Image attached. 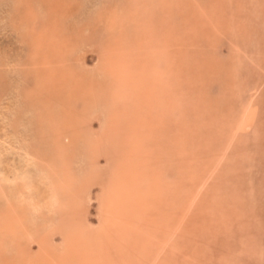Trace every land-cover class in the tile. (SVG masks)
I'll use <instances>...</instances> for the list:
<instances>
[{
  "label": "rangeland",
  "instance_id": "374dc122",
  "mask_svg": "<svg viewBox=\"0 0 264 264\" xmlns=\"http://www.w3.org/2000/svg\"><path fill=\"white\" fill-rule=\"evenodd\" d=\"M158 1L0 0V213L4 210L23 224L19 230L22 232L20 242L14 238L15 232L9 233L6 243L0 241V264H4L2 258L5 264H31L42 260L45 264H58L53 257L60 260L64 256L67 258L68 254L71 256L68 240H71L73 229L80 226L99 230L109 211V194L113 188L122 192V182L124 190L130 191L132 196V201L128 200L122 207L123 218L129 220L133 214H138L129 220H135V228L128 221L124 223L128 225L126 228L132 226L129 233L133 230L130 235L135 234L133 238H137L138 243L133 247L138 250L143 242L152 240L149 234L152 232L155 233L154 240L161 243L162 236L167 238L172 234L171 230L174 231L182 205L176 198L168 199L165 194L176 190L180 184L187 186L186 182L178 181L182 173L187 176L188 170L199 165L194 152L200 154L204 150L207 158L217 156V149L221 147L223 151L224 141H229L238 127L234 136L235 147H231L230 154L219 164L217 174L220 175L206 186L207 189L210 187L209 193L216 191L217 187L223 194V198L213 196L220 204L211 200L212 203L208 201L210 204L204 205L199 201L194 206L198 209H191L187 218L193 220L198 215L200 219L204 216L201 222L204 226L200 224L192 229L191 244L187 241L190 231L188 228L185 231L186 224L178 228L176 235L169 238L175 252L172 261L170 259L167 263L264 264V0ZM145 5H148L147 9ZM125 13L137 18L134 25L130 21L123 24L120 18H124ZM115 14L121 22L111 20ZM140 24H153L148 31L158 28L157 36L146 41L144 38L149 37V32L146 35L137 30L140 33L137 35L136 29L142 28ZM47 25H52L57 35L50 32V37L41 45L38 42L42 36L40 33ZM122 28L125 35L119 34L120 40L117 41L120 44L111 43L116 38V31ZM128 29L135 34L131 35L132 31L130 33ZM78 32L85 35L81 37ZM151 40L159 47L152 46ZM52 42L55 44L52 49L57 52L51 53L47 61L44 56ZM110 45L126 47V50L120 52L115 47L116 51ZM110 48L118 54L123 53L129 64L126 66L128 71L136 75L143 76L140 69L144 67L150 70L151 61L161 65H154L152 69L158 67L157 72L170 73L167 77L172 79L174 91L170 98L173 102L170 123L164 120L162 123L159 118L163 115L159 109L164 111L167 106L155 105L157 109L150 114L143 108V113L137 116L134 112L140 101L128 99L133 91L130 86L126 85V93L123 91L127 98L125 102H116L119 94L113 90V83L119 84V81L111 69L113 63H107ZM196 65V70L192 69ZM179 67L181 71L177 72ZM64 69L66 71L62 73ZM145 75L149 76V73ZM257 84L258 95L254 102L259 124L247 129V124L239 121L243 116L241 109L255 97L253 88ZM161 85L165 89V84ZM164 89L162 95L159 89H155L161 103L167 102L164 99L168 94ZM111 97L119 104L115 107L118 111L113 114L108 105ZM142 104L147 105L146 102ZM157 110L159 113H155ZM64 115L70 117L66 122ZM227 117L231 121L227 122ZM138 118L146 122L152 119L157 123L146 130L141 123L140 126L132 124ZM111 123L114 124L113 131L102 141L99 137L105 134L103 130ZM229 123L232 127L230 135L226 130ZM77 124L78 129H74ZM78 130L88 135H81L77 140L75 132ZM58 131L63 133V143H60L63 151L54 148ZM98 139L101 144L91 152L87 146H93ZM203 139L206 144L201 143ZM139 140L151 145L153 150L143 155L144 148L134 147ZM168 141L170 145H167ZM205 145H211L213 150L205 149ZM180 150L183 169L174 162L180 158ZM38 153L41 158H34ZM128 154L132 161L127 170L124 165ZM123 156V164L118 167L116 159ZM50 162L52 166L47 165ZM63 170L69 176L60 174ZM154 176L159 179L158 187ZM20 178L25 179L20 181L29 188L25 187L23 197L12 196V189L20 184L15 181ZM6 191L11 201L6 197ZM149 192L152 197L147 196ZM77 194L80 199L75 198ZM149 198L153 199L152 204L148 202ZM140 199L142 203L137 205ZM239 199L244 203V209H238ZM121 201L120 204H125ZM163 202L171 204L166 212L162 209ZM234 202L237 208L233 207ZM222 204L232 211L228 213ZM70 208L76 212L79 209L82 218ZM131 208L139 210L128 211ZM170 218L172 222L168 220ZM235 218L241 220L234 222L237 221ZM242 233L244 237L240 235ZM247 236L251 237L248 239ZM17 243L25 249L24 252ZM169 247L166 250L170 251ZM76 256L79 260L80 253ZM71 257L67 258L68 264L75 263L76 258ZM134 257L140 259L138 254Z\"/></svg>",
  "mask_w": 264,
  "mask_h": 264
},
{
  "label": "bare ground",
  "instance_id": "6f19581e",
  "mask_svg": "<svg viewBox=\"0 0 264 264\" xmlns=\"http://www.w3.org/2000/svg\"><path fill=\"white\" fill-rule=\"evenodd\" d=\"M61 1V0H60ZM65 1V0H64ZM146 1V0H145ZM158 1V0H157ZM178 1V0H177ZM180 1V0H179ZM58 2V1H57ZM142 2V1H141ZM155 2H156V0H155ZM159 2V1H158ZM166 3H167V0L165 1ZM133 3V2H132ZM138 3V2H137ZM143 3V2H142ZM147 3H148V1H147ZM154 3V2H153ZM153 3L151 4V5H153ZM172 3H173V1H172ZM53 4V3H52ZM51 4V5H52ZM62 4L63 3H61V6H62ZM76 4V3H75ZM104 4V3H103ZM160 4V3H159ZM162 4V3H161ZM160 4V5H161ZM174 4V3H173ZM172 4V5H173ZM178 4V3H177ZM182 4V3H181ZM55 5V4H54ZM58 5V4H57ZM117 5H120V4H117ZM143 5V4H142ZM155 5V4H154ZM159 5V6H160ZM170 5H171V3H170ZM169 5V6H170ZM66 6V5H65ZM71 6V5H70ZM116 6V5H115ZM146 6V5H145ZM148 6V5H147ZM146 6V9L148 8ZM175 6V5H174ZM180 6V5H179ZM55 7V6H54ZM118 7V6H117ZM150 7V6H149ZM151 7H153V6H151ZM155 7V6H154ZM59 8H61V7H59ZM115 8V7H114ZM114 8H112V9H114ZM136 9V8H135ZM134 9V10H135ZM145 9V10H146ZM129 10H133L132 8H130ZM152 10H153V8H152ZM152 10L150 11H147L146 10V12H152ZM162 10V9H161ZM181 10V9H180ZM156 12V11H155ZM129 13V12H128ZM147 15H149V13L147 14ZM107 16V15H106ZM114 16V17H113ZM111 18V20L112 21H115V22H121V20L123 21V24L125 25V23H124V21L125 22H129V23H133V25H134V23H136V20H137V18H135L132 14L129 16L127 13H125V17L123 18L122 16H121V20L117 17V15L115 14V15H113ZM127 16V17H126ZM127 18V19H126ZM114 22V23H115ZM106 23V22H105ZM109 24H110V22H109ZM120 24V23H119ZM106 25V24H105ZM132 25V24H131ZM130 25V26H131ZM141 26H142V28L141 27H138V29H136V34L137 35H140V33L141 32H145V34L147 35V32H149V37H147L146 36V38H144L146 41H147V38H151L152 39V37H154L155 35L157 36V33L156 32H158V28L154 31L153 29V31H148L149 29H150V27L153 25V24H151V25H149L148 26V24H140ZM144 25V26H143ZM218 25V24H217ZM217 25H215V27H218ZM86 26V25H85ZM109 26V25H108ZM117 26H120V25H117ZM83 27V26H82ZM82 27H81V30H82ZM125 27V26H124ZM127 27H128V25H127ZM136 27V26H135ZM155 27V26H154ZM89 28V27H88ZM109 28V27H108ZM107 28V29H108ZM126 28V27H125ZM129 28V27H128ZM131 28V27H130ZM149 28V29H148ZM111 29V28H110ZM114 29V28H113ZM112 29V30H113ZM115 29H117V28H115ZM141 31H140V30ZM129 30V29H128ZM127 30V31H128ZM140 32L139 34H138V31ZM87 31V30H86ZM107 31V30H106ZM111 31V30H110ZM115 31V30H114ZM113 31V32H114ZM118 31H119V29H118ZM130 31V30H129ZM128 31V32H129ZM132 31V34L131 35H133V30H131ZM131 31H130V33H131ZM50 32H52L54 35H57L56 34V32H55V30H54V27H52V25H47V27L45 28V30L42 32V33H40V35H42L41 36V38L39 39L40 41H38L39 43H41V45H43V44H45V41H46V39H48L50 36H49V33ZM107 32H109V30L107 31ZM110 33V32H109ZM116 33L118 34H116V38L115 39H113V41L111 42V43H113V44H117V45H119L120 43V41L118 42L117 41V39H119L120 40V37H119V34H121L122 36L123 35H125V30H123V28L122 29H120V31L119 32H117L116 31ZM134 33V34H135ZM52 34V35H53ZM114 34V33H113ZM112 34V35H113ZM129 34V33H128ZM145 34H143L142 36H145ZM51 35V36H52ZM53 35V36H54ZM78 35L80 36L81 35V37H83L85 34L84 33H82V32H78ZM109 35V34H108ZM111 35V36H112ZM130 35V34H129ZM115 36V35H114ZM114 36H112V37H114ZM124 38H126V37H124ZM51 39V38H50ZM110 39V38H109ZM143 39V40H144ZM151 42V45L152 46H155V47H159V45H158V43H155L154 41H150ZM110 44V43H109ZM157 44V45H156ZM108 45V44H107ZM110 46H112V45H110ZM114 46V45H113ZM112 46V47H113ZM184 46V45H183ZM50 47V49L45 53V56H44V59H46L47 61H49V59H50V54L51 53H56L57 51L56 50H54L55 48V44L52 42V45H50L49 46ZM111 47V48H112ZM116 46H114V49L116 50V48L118 49V51H120V52H124L125 50H126V47H121V46H118V47H116ZM52 48H54V49H52ZM111 48H110V52H111V56H109L108 57V61H107V63H109V61H111L112 63V66H114V67H111V69L114 71V73H115V75H116V78L118 79V81H119V84L118 83H113V87H115L113 90H117V94H119V96L117 97V100H116V102H125V99H127L126 97H124V95H125V93H126V91H124L125 90V88L127 87V86H130L131 88H133V91L131 90L130 91V98L128 97V99L130 100L131 99V101H133V102H136V100H137V102L138 101H140V102H138L137 104H138V109L136 108L135 109V114L137 115V116H140V114H142L143 113V108L144 109H146V111L148 112V114H150V111H152V113L157 109L156 108V106L158 107H160V105L162 106V107H165V106H167V109L166 108H164L163 110L164 111H162V110H160L159 109V112H161V114H163V115H161V114H157V115H161L159 118H160V121L163 123V120H164V122L165 123H167V121L169 122V114H172V105H173V102L171 103V100H170V98L172 97V95H173V90H172V85H173V83H172V79L170 78V77H167V76H170V73H169V75H165L164 74V72L162 71H160L159 69V71L157 72V68L158 67H156V70H154V69H152V66H154V65H156V66H161V65H159L158 63L157 64H152L153 62L151 61V63L149 64V66H151L150 67V70H147V69H145V67L143 68V69H140V70H142V72H144V75L143 76H140V75H136V73H134V72H132V71H128V69H127V67L126 66H128L129 64L126 62V60H125V56L123 55V53L121 54V53H119L118 54V52H113L114 51V49H112L111 50ZM52 51V52H51ZM117 51V50H116ZM109 53H107V55H108ZM117 62V63H116ZM191 62V61H190ZM188 63V62H187ZM192 63V62H191ZM191 63H188L189 65H191ZM116 65H118V66H116ZM199 65V64H198ZM103 66H104V64H103ZM148 66V67H149ZM153 68H155V66L153 67ZM180 68L181 67H179V69L177 70V72H180L181 70H180ZM196 68H197V65L196 66H194V68H192V69H194V70H196ZM200 68V67H199ZM183 69V68H182ZM200 70H201V68H200ZM65 69L64 70H62V73H65ZM101 71L103 72V70L101 69ZM264 71V70H263ZM116 72L119 74V75H117L116 74ZM106 73V72H105ZM109 73V72H108ZM145 73H149V76L148 75H145ZM99 74V73H98ZM108 75H110V73L108 74ZM137 76V77H136ZM132 77V78H131ZM133 77H135V78H133ZM102 81V80H101ZM101 81L99 82V83H101ZM112 81L113 80H111V83H112ZM78 82V81H77ZM103 82V81H102ZM109 82V81H108ZM81 83V82H80ZM85 84V83H84ZM161 84H165V86L167 87V89H166V87H165V89L162 87L161 88ZM127 85V86H126ZM258 85L259 84H257L254 88H253V99L250 101H247L248 102V104L243 108V109H241V112H242V114H243V116H242V118H240L239 119V121H240V124L241 123H246L247 125H246V128L247 129H252V126H255V127H257L258 126V124H259V122L256 120V118H257V116L259 115L257 112H258V110L256 109V105H255V98L257 97V95H258ZM123 89V90H122ZM158 90V92L160 91V94L162 95V92H163V89H164V91H166V93L168 94L167 95V98H165L164 99V101H167L166 103H161L162 102V100H161V98H160V96H159V93L158 92H156V90ZM257 89V90H256ZM45 90V89H44ZM125 93H124V92ZM134 92V93H133ZM136 94V95H135ZM126 96V95H125ZM124 101H123V100ZM143 102H146L147 103V105L146 106H144V104H142ZM154 102H156V103H154ZM175 103V102H174ZM251 103V104H250ZM109 106H110V111L109 112H111L112 114H113V112L115 111V110H117L118 111V108L116 109L115 107H117L118 105L113 101V98L111 97V102L108 104ZM156 105V106H155ZM153 106V107H152ZM183 105H181V107H182ZM241 108H242V106H241ZM221 109V108H220ZM220 109L218 110V111H220ZM167 111V112H166ZM158 112V110L155 112V113H159ZM168 113V114H167ZM209 113H211V112H209ZM47 115H48V113H46ZM213 114H215V113H213ZM231 114V113H230ZM230 114H227V116L228 115H230ZM49 116V115H48ZM66 118L64 119V122H66L67 121V118L69 119L70 117L67 115H64ZM150 116V115H149ZM47 117V116H46ZM259 117V116H258ZM202 118V117H201ZM230 118L232 119V115L230 116ZM72 119V118H71ZM70 119V120H71ZM72 120H74V119H72ZM119 120V119H118ZM141 119L140 118H138L137 120H135V121H133L132 122V124L134 125V124H142V126H143V129H145L146 128V130H148V129H151L152 128V126H154L155 125V123H157V121H153L152 119L151 120H149V122H146V121H140ZM236 120V119H235ZM227 122L228 121H231V120H229L228 119V117H227V120H226ZM170 123V122H169ZM82 124V123H81ZM140 124V125H141ZM114 124H112L111 123V125H110V127L109 126H107V128L106 129H104L103 130V132L105 133L104 135H102L101 137H99V138H101V140L103 139V140H106V138H109V136H110V134H111V130H112V128L114 127L113 126ZM139 125V126H140ZM228 125V128L227 127H225V129L228 131V135H230V131H231V125H230V123L229 124H227ZM67 126H69V125H67ZM74 126V125H73ZM76 127L74 128V129H78V127H79V125L77 124V125H75ZM83 126H84V123H83ZM70 127H72V126H70ZM239 128V127H238ZM238 128H236L235 129V134L234 135H231L230 136V139H229V141L228 140H225L224 141V149H223V151H222V148L221 147H219L220 149H217V148H215L214 147V150H219V151H217V152H215L216 154L217 153H219V154H217V156L215 155H212L211 157H208L207 158V156L206 155H204V150H202L203 151V153H202V151H201V153L200 154H198V153H196V152H194L195 154H197L196 156H198V160H197V162H198V166H196V167H192V169H190V170H188L187 171V173H188V175L186 176V175H184L183 173L181 174V176H180V178H179V183H181V182H186L187 183V186H185V187H183L181 184L179 185V187H177L176 188V190H170L169 192H167L165 195H166V197L168 198V199H175L176 198V200H178V203L180 202L182 205H180V212L179 213H177V216L179 217V220L177 219L176 220V222H175V218L173 217V214H172V217H173V221L175 222V229H174V231H172L171 230V233L172 234H170V235H167V238H165V237H161V239H160V241H161V243H157L155 240V233H149L150 235H151V237L153 238L152 240H147V241H145V242H141L142 244L140 245V248L137 250V248H135V247H133V246H135V244L136 243H138L137 242V238L135 239V238H133V236H135V234L134 235H130V233H129V228L131 229V227L133 226V228H135V226L136 225H134V221H132L131 220V222H129V220H130V218H133L134 216H137L138 217V214L137 215H132L130 218H128L129 220H125L124 218H123V209H122V207L124 206V205H126V202L128 201V200H130V198L132 197L131 195H130V191L128 192V191H125L124 189V185H123V182H122V190L124 191H118L119 189L117 188V189H112V191H111V193L109 194V206H108V212L106 213L107 214V216L105 217V218H103V221H101V223H102V225L101 226H99L100 227V229L99 230H97V229H93V230H95V231H93V230H88V228L86 229V228H82V227H80V226H78L76 229H73V235H70V237H71V240H68V241H70V244H69V248L71 247L72 249L70 250V251H72L71 252V256H73L74 258H76V260H75V263H77V264H168L167 262H169V260L171 259V261H172V258H173V254H174V250L173 249H171L174 245H172V243L169 241L170 239L169 238H171L173 235H176V233H177V229L178 228H180V227H182L184 224H186V228H185V231H186V229L188 228L189 229V231L190 232H188L189 234H190V236H188L187 237V241H188V243L189 244H191V242H192V239H193V237H192V229L194 230V228H197V227H199L200 226V224L202 225V226H204V223L202 224L201 222L203 221V219H204V216L203 217H201V219L199 218V215L197 216V217H195V219H193V220H190L189 218H187V217H189V213L191 212V209H194V206L196 205H198V202L200 201L201 202V204H204V205H208V204H210V203H212V202H214V203H218V204H220V202H218V201H215L216 199L215 198H213V196H216V197H218V196H220V197H222L223 198V194H221V193H219L218 192V190H217V187H215V189H216V191H214V192H212V191H210L211 193H209L208 191V189L210 188V187H208V189H207V185H208V183H210V180H213V179H215V180H217L216 179V177H218L220 174H219V172H218V174H217V171H218V168H219V164L225 159V156L226 155H229L230 154V151H232V148L231 147H235V135H237L236 134V132L238 131ZM60 129V128H59ZM133 130V129H132ZM171 130V129H170ZM257 130H258V128H257ZM56 131V130H55ZM79 131V130H78ZM75 132L76 134H77V140H79V138L81 137V135H83L84 137H86L88 134H86V133H84V132ZM113 131V130H112ZM173 131V130H172ZM174 131H176V132H178V130H174ZM254 131H255V129H254ZM57 132V131H56ZM59 133H57V138H56V146L54 147V148H56V149H61L63 146H61L60 145V143H63V141H61V138H62V131H58ZM171 132V131H170ZM175 132V133H176ZM75 134V135H76ZM11 135H13V134H11ZM158 135V134H157ZM177 135H179L180 136V134L179 133H177ZM94 136V135H93ZM159 136V135H158ZM183 136V135H182ZM203 136V135H202ZM242 136H244V135H242ZM255 136V135H254ZM204 137V136H203ZM75 138V137H74ZM198 138V137H197ZM257 138V137H256ZM67 139V138H66ZM258 139V138H257ZM101 140H97L95 143H94V145L92 146H87V147H89L90 148V151L92 152V151H94V149H95V146L97 147V145H100L101 144ZM102 140V141H103ZM2 141V140H1ZM259 141V140H258ZM89 142V141H88ZM170 143V141H168V144L167 145H170L169 144ZM201 143H204V144H206L205 142H204V139L202 140V142ZM216 143V142H215ZM4 144V143H3ZM5 144H7V143H5ZM219 145H221V140H220V142H219ZM232 145V146H231ZM5 146V145H4ZM11 146V145H10ZM222 146V145H221ZM87 147H86V149H87ZM134 147H136V148H144V150L147 152H143V155L144 154H148V152H149V150H153L152 148H151V145H147L146 143H145V141L143 142H141V140H139V142L137 143H135L134 144ZM5 148V147H4ZM85 148V147H84ZM260 147L258 146V148L257 149H259ZM55 149V150H56ZM205 149H210L211 151L213 150V147L210 145V146H207V145H205ZM67 150V149H66ZM62 151H63V148H62ZM89 151V150H88ZM180 152H181V150H180ZM19 153V152H18ZM58 153V152H57ZM182 152L180 153V158H176V160L174 161L176 164H177V167L178 168H181V169H183V167H184V165H183V162H184V160H183V158H182ZM203 154V156L204 157H202L201 155ZM255 155V154H254ZM259 155H260V153H259ZM167 156V155H166ZM196 156H195V158H196ZM37 157V159L38 158H41V156H40V154L38 153V154H36V156L34 157V158H36ZM126 159H125V165H124V169H126L127 168V170H128V167L127 166H130L131 165V156H130V154H128L126 157H125ZM173 159V158H172ZM254 159H256V158H254ZM117 160V162H116V164H118L117 166L119 167V166H121L123 163H122V161L124 160V156L122 157V158H117L116 159ZM207 161H211V162H207ZM228 161V160H227ZM55 162V161H54ZM181 162H182V164H181ZM98 163V162H97ZM16 164V163H15ZM171 164V163H170ZM189 164L190 163H187L186 164V166H189ZM17 165V164H16ZM47 165L48 166H52L53 165V163H47ZM59 165V164H58ZM57 165V166H58ZM255 165V164H254ZM5 167V166H4ZM144 167H145V165H144ZM233 167L234 168H237L236 166H234L233 165ZM256 167V166H255ZM140 168H142V166L140 167ZM229 168V167H228ZM18 170V169H17ZM169 170V169H168ZM180 170V169H179ZM162 171V170H161ZM158 172H160V171H158ZM43 173V172H42ZM57 173H60V172H57ZM62 173H64L63 174V176H69V174H68V172H65L64 170L60 173V174H62ZM264 173V172H263ZM170 174V173H169ZM239 175V174H238ZM262 176H263V174H261ZM10 176V175H9ZM21 176H24V175H21ZM213 176H214V178H213ZM240 176H243V175H240ZM137 177V176H136ZM244 177V176H243ZM120 178H122L121 176H120ZM132 178V177H131ZM9 179V178H8ZM28 179V178H27ZM221 179H222V176H221ZM23 181V180H25L24 178H20L19 180H17V181H15V182H18V183H20L19 184V186H17L16 184L17 183H15V187L12 189V196H14V195H17L18 194V196H20V197H23L25 194H26V192L24 191V189H25V187H28V186H26L25 184H23V182H21V181ZM159 179L158 178H156L155 176H154V182H155V185L158 187L159 185V181H158ZM31 181H32V179H31ZM122 181V180H121ZM134 181V180H133ZM165 181V180H164ZM221 181V180H220ZM244 181V180H243ZM129 182V181H128ZM219 182V181H218ZM231 182V181H230ZM32 183V182H31ZM220 183V182H219ZM233 183V182H232ZM238 183V182H237ZM243 183V182H242ZM241 183V184H242ZM116 184V183H115ZM214 185V184H213ZM231 185V184H230ZM92 186V185H91ZM108 186V185H107ZM165 186V185H164ZM215 186V185H214ZM217 186V185H216ZM224 186V185H223ZM222 186V187H223ZM229 186V185H228ZM118 187V186H117ZM155 187V186H154ZM232 187V186H231ZM245 187V186H244ZM29 188V187H28ZM2 189V188H1ZM156 189V188H155ZM239 189H241V188H239ZM251 189V188H250ZM164 190L166 191V189L164 188ZM164 190H162V191H164ZM211 190V189H210ZM107 191V190H106ZM184 191H186V192H184ZM245 191V190H244ZM250 191V190H249ZM109 192V191H108ZM247 192H248V190H247ZM250 192H252V191H250ZM71 193V192H70ZM129 193V194H128ZM139 192H137V193H135V194H138ZM225 193V192H224ZM244 193V192H243ZM60 194V193H59ZM73 194V193H72ZM66 195V197H67V195H68V193L67 194H65ZM127 195V197H125L124 198V196H126ZM151 195H153L152 193H151ZM174 195V196H173ZM176 195V196H175ZM247 195V194H246ZM147 196H149V197H152V196H150V192H149V195H147ZM163 197H164V195H162ZM252 196V195H251ZM6 197H8L9 198V200L11 201L12 200V198H10L11 196H9V192L8 191H6ZM80 196L77 194V195H75V198H78V199H80L79 198ZM179 197H182V199L180 198V200H179ZM227 197V196H226ZM146 198V197H145ZM67 199V198H66ZM142 200H143V198H141ZM138 200L137 201V205H141V203H142V200ZM219 199V198H218ZM255 199V198H254ZM122 200V201H121ZM151 200H153V199H150L149 198V200H148V202H150L151 204H152V202H151ZM211 200H212V202H211ZM237 200V199H236ZM34 201V200H33ZM120 201L121 202H125V204H120ZM132 200H130V202H131ZM144 201V200H143ZM208 201H210V203L208 202ZM230 201V200H229ZM231 202V201H230ZM117 203L119 204V205H117ZM134 202H132V204H133ZM233 203V202H232ZM237 203H239L240 205L238 206V209H244V203L242 202V200L241 199H239L238 201H237ZM128 204H130V203H128ZM11 205V204H10ZM135 205V204H134ZM154 205V204H153ZM162 205H163V207H162V209L166 212L167 211V207H168V209H169V207L171 206V204H168V203H165V202H163L162 203ZM12 207L14 206V205H11ZM69 206V205H68ZM128 206H130V205H128ZM215 207V206H214ZM233 207H235V208H237V204H236V202H234V204H233ZM79 208V207H78ZM130 208V207H129ZM150 208V207H149ZM203 208V207H202ZM216 208V207H215ZM222 208L224 209V210H227L228 211V213L230 212V211H232V209H230V207L229 206H227V205H224V204H222ZM70 209H72V213H75L76 211H75V209L74 208H70ZM157 209V208H156ZM158 209H160V208H158ZM157 209V210H158ZM196 209H198V208H195L194 209V211L196 210ZM205 209H207V208H205ZM210 209V208H209ZM102 210H103V208H102ZM136 210L138 211L139 209L138 208H136ZM136 210H134L133 208H131V210H129L128 209V211H136ZM161 210V209H160ZM204 210V209H203ZM221 211H222V209H220ZM233 210H234V208H233ZM107 211V210H106ZM105 211V212H106ZM127 211V212H128ZM142 212H143V210H141ZM208 211H210V210H208ZM203 212V211H202ZM205 212V211H204ZM217 212V211H216ZM239 212H241V211H239ZM134 213V212H133ZM146 213H147V211H146ZM152 213V212H151ZM221 213V212H220ZM76 214V216L77 217H81V211L78 209V211L75 213ZM105 214V215H106ZM135 214H136V212H135ZM225 214V213H224ZM234 213H232V215H233ZM129 215V214H128ZM164 215L166 216V214L164 213ZM211 215H212V213H211ZM210 215V216H211ZM238 215V214H237ZM247 215V214H246ZM140 216V215H139ZM150 216V215H149ZM152 216V215H151ZM154 216V215H153ZM239 216H240V214H239ZM238 216V217H239ZM258 216V215H257ZM24 217V216H23ZM137 217H135V218H137ZM141 217V216H140ZM159 217V216H158ZM232 217H234V216H232ZM235 217H237V216H235ZM244 217V216H243ZM25 218H27V216H25ZM82 218V217H81ZM157 218V217H156ZM160 218V217H159ZM165 218V217H164ZM186 218H187V220H186ZM240 218V217H239ZM241 218H242V216H241ZM23 219V218H22ZM74 219V218H73ZM134 219V218H133ZM171 219L172 218H170V219H168L170 222H172L171 221ZM207 219V218H206ZM205 219V220H206ZM228 219V218H227ZM233 219V218H232ZM236 220H237V218H235ZM76 220H77V218H76ZM139 220V219H138ZM142 220V219H141ZM140 220V221H141ZM160 220V219H159ZM167 220V221H168ZM186 220V221H185ZM196 220V221H195ZM212 220V219H211ZM239 221L241 220V219H238ZM238 220L237 221H234V222H238ZM127 221L129 222L128 224H131L132 226H130V227H127L126 228V226H128V225H126V224H124V223H127ZM149 221V220H148ZM154 221V220H153ZM168 221V222H169ZM192 221V222H191ZM219 221V220H218ZM232 221V220H231ZM243 221V220H242ZM134 222V223H133ZM142 222H143V220H142ZM225 222V221H224ZM229 221H227V223H228ZM145 223H146V221H145ZM150 223V222H149ZM156 223V222H155ZM190 223V224H189ZM210 223V222H209ZM211 223H213V220L211 221ZM239 223H241V222H239ZM124 224V225H123ZM172 224V223H171ZM222 224V223H221ZM23 224L21 223V222H19V221H17L16 219H14L13 217H11V215L8 213V212H6V211H1V213H0V241L2 242V244L5 242L6 243V240H7V236H9V233H12V232H15L16 233V235H14V238L18 241V242H20L21 240H22V237L20 236V235H22V232H20L19 230L21 229V228H23V226H22ZM206 225V224H205ZM240 225V224H239ZM155 226V225H154ZM185 226V225H184ZM218 226V225H217ZM85 227H87V226H85ZM98 227V228H99ZM137 227H139V226H137ZM136 227V228H137ZM142 227H144V226H142ZM150 227V226H149ZM152 227H153V224H152ZM174 227V226H173ZM215 227V226H214ZM219 227V226H218ZM221 227V226H220ZM228 227V226H227ZM226 227V228H227ZM91 228V227H90ZM156 228V227H155ZM158 228V227H157ZM183 228V227H182ZM222 228V227H221ZM229 228V227H228ZM152 229V228H151ZM154 229V228H153ZM160 229H162V228H160ZM97 230V231H96ZM213 230V229H212ZM117 232V233H114V232ZM132 231V233H134L133 232V230H131ZM151 231V230H150ZM162 231H164V230H162ZM224 231V230H223ZM247 231V230H246ZM137 232V231H136ZM131 233V234H132ZM139 233H141V232H139ZM163 233V232H162ZM169 234V233H168ZM245 234V233H244ZM130 235V236H129ZM143 235V234H142ZM141 235V236H142ZM240 235H242L243 236V233L242 234H240ZM250 235V234H249ZM255 235V234H254ZM139 236H140V234H139ZM241 236V237H242ZM251 236H253L252 234H251ZM251 236H247V238L248 237H251ZM10 237H11V235H10ZM13 237V236H12ZM175 237V236H174ZM244 237V236H243ZM141 238V237H140ZM139 238V239H140ZM157 238V237H156ZM159 238H160V236H159ZM186 238V237H185ZM151 239V238H150ZM155 239V240H154ZM249 239V238H248ZM247 239V240H248ZM142 240V239H141ZM185 240V239H184ZM256 240V239H255ZM186 241V242H187ZM258 242V241H257ZM256 243V242H255ZM17 245H18V247L24 252L25 251V249H23V248H21V246L19 245V243H17ZM251 245H253V244H251ZM167 246H170L169 248V250L170 251H168V250H166V247ZM256 246V245H255ZM17 247V248H18ZM263 247V246H262ZM46 249V248H45ZM258 249V248H257ZM256 250V249H255ZM47 251V250H46ZM113 251V252H112ZM165 251V252H164ZM69 252V251H68ZM257 252V251H256ZM76 253H80V257H79V260H78V256H76ZM106 253H107V255H106ZM258 253V252H257ZM136 254H138V255H140V259H138V258H135L134 256L136 255ZM164 254V255H163ZM25 255V254H24ZM32 255V254H31ZM71 256H69V254L67 255V258H70ZM169 257V258H168ZM226 257V256H225ZM67 258H65V256H64V258L63 259H60V260H58L56 257H53V259H54V261H57L58 262V264H68L69 262H67ZM72 258V257H71ZM9 260V259H8ZM7 260V261H8ZM2 262L5 264V260L2 258ZM39 263H41V264H45V260H42V261H38ZM37 261L36 262H32L31 264H39ZM74 263V264H75ZM170 263V262H169ZM27 264V263H26Z\"/></svg>",
  "mask_w": 264,
  "mask_h": 264
}]
</instances>
